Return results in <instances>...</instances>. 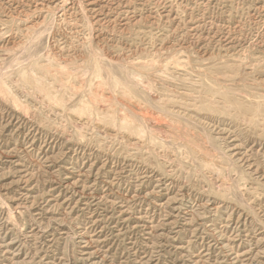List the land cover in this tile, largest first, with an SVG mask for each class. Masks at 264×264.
<instances>
[{
  "label": "rangeland",
  "instance_id": "obj_1",
  "mask_svg": "<svg viewBox=\"0 0 264 264\" xmlns=\"http://www.w3.org/2000/svg\"><path fill=\"white\" fill-rule=\"evenodd\" d=\"M0 91V264H264V0H0Z\"/></svg>",
  "mask_w": 264,
  "mask_h": 264
},
{
  "label": "bare ground",
  "instance_id": "obj_2",
  "mask_svg": "<svg viewBox=\"0 0 264 264\" xmlns=\"http://www.w3.org/2000/svg\"><path fill=\"white\" fill-rule=\"evenodd\" d=\"M95 1V0H94ZM129 1V0H128ZM120 2V1H119ZM72 3V2H71ZM93 8V7H92ZM16 63H17V61H16ZM19 63V62H18ZM22 65V64H21ZM6 72V71H5ZM33 73V72H32ZM36 79H38V78H36ZM40 79V78H39ZM41 84V83H40ZM2 85V84H1ZM6 85H8V84H6ZM4 86V85H3ZM46 88V87H45ZM3 89H4V87H3ZM1 92V91H0ZM4 92H6V91H4ZM42 94V93H41ZM70 94V93H69ZM123 94V93H122ZM128 95V94H127ZM45 99H46V97H45ZM65 102V101H64ZM58 103V102H57ZM55 104V103H54ZM87 106V105H86ZM92 109V108H91ZM91 117V116H90ZM90 119V118H89ZM1 122V121H0ZM3 129V128H2ZM4 131V130H3ZM26 133V132H25ZM35 135V134H34ZM23 136V135H22ZM30 148V147H29ZM98 156V155H97ZM242 156V155H241ZM94 162V161H93ZM247 164V163H246ZM75 169V168H74ZM127 179V178H126ZM158 179V178H157ZM78 186V185H77ZM75 188V187H74ZM154 188V187H153ZM82 189V188H81ZM148 193V192H147ZM70 200V199H69ZM168 201V200H167ZM200 203V202H199ZM120 204V203H119ZM206 204V203H205ZM40 205V204H39ZM28 206V205H27ZM133 208V207H132ZM213 208V207H212ZM188 209V208H187ZM171 211V210H170ZM187 211V210H186ZM185 212V211H184ZM155 215V214H154ZM159 221V220H158ZM225 222V221H224ZM151 225V224H150ZM224 225H226V224H224ZM153 226V225H152ZM231 226V225H230ZM164 227V226H163ZM211 228V227H210ZM213 228H215V227H213ZM217 230V229H216ZM243 230V229H242ZM82 231V230H81ZM226 232V231H225ZM231 232V231H230ZM190 234V233H189ZM220 234V233H219ZM222 235V234H221ZM224 236H226V235H224ZM148 237V236H147ZM226 241V240H225ZM221 242V241H220ZM230 242V241H229ZM2 243V242H1ZM4 244V243H3ZM210 245V244H209ZM237 245V244H236ZM215 246V245H214ZM213 246V247H214ZM1 247V246H0ZM177 247V246H176ZM238 247V246H237ZM82 248V247H81ZM231 248V247H230ZM7 249V248H6ZM244 250V249H243ZM246 250V249H245ZM233 252V251H232ZM235 254V257H236V259L237 258H239L240 257V255L241 254H239L238 252H235L234 253ZM194 264V263H193Z\"/></svg>",
  "mask_w": 264,
  "mask_h": 264
}]
</instances>
